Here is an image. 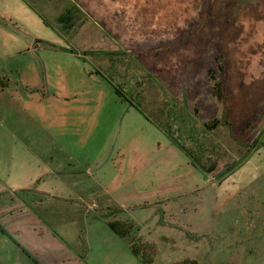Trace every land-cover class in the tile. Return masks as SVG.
I'll use <instances>...</instances> for the list:
<instances>
[{
    "label": "rangeland",
    "instance_id": "374dc122",
    "mask_svg": "<svg viewBox=\"0 0 264 264\" xmlns=\"http://www.w3.org/2000/svg\"><path fill=\"white\" fill-rule=\"evenodd\" d=\"M0 229V264H264V0H0Z\"/></svg>",
    "mask_w": 264,
    "mask_h": 264
},
{
    "label": "crops",
    "instance_id": "0c3cea01",
    "mask_svg": "<svg viewBox=\"0 0 264 264\" xmlns=\"http://www.w3.org/2000/svg\"><path fill=\"white\" fill-rule=\"evenodd\" d=\"M117 40H119V39H117ZM120 41V40H119ZM118 45H120V46H122V48H127V49H130V48H150V47H154V46H159V45H161V44H125V43H123V41H120L119 42V44ZM47 142V147H49L48 148V153L47 154H50V153H52L54 150H52V149H50L51 148V146H55V148H56V151L62 156V155H67V154H64L62 151V146L60 145L61 143H58V142H56L55 140H51V139H49V140H47L46 141ZM41 143V142H40ZM37 144L35 143L34 144V146H36ZM41 145V144H40ZM40 145H37V146H39L40 147ZM38 147V148H39ZM40 149H41V147H40ZM57 179H58V185H59V187L62 189V190H65V189H69V185L68 184H66V182H65V180L67 179V176L66 175H64V173H58V174H56V176H55ZM78 182V181H77ZM76 181L74 182V185L75 186H72L71 188L73 189V188H77V186H78V183H77ZM49 195V197L51 198V199H54V198H57V200H61V198H59V197H56L54 194H48ZM90 197H91V195H85L83 192H80V193H77L76 195H75V197H73V199H71V202H73V201H77V202H73L74 204H78L79 202H81V200H83V199H85V200H89L90 199ZM33 203H36V204H38L37 203V201H34ZM40 204H42L41 202H40ZM51 218H53V217H51ZM10 239V238H9ZM21 249H26V248H24L21 244L20 245H18Z\"/></svg>",
    "mask_w": 264,
    "mask_h": 264
},
{
    "label": "trees",
    "instance_id": "16d2710c",
    "mask_svg": "<svg viewBox=\"0 0 264 264\" xmlns=\"http://www.w3.org/2000/svg\"><path fill=\"white\" fill-rule=\"evenodd\" d=\"M210 79H211V81H213V82H215V90L218 92V93H220L221 92V86H220V84H218L217 82H216V79L214 78V76L212 75V73L210 74ZM216 122H214L213 124H215ZM214 126V125H213ZM110 228L112 229V231H114V233L116 234V235H118V236H120L121 238H126L128 235V231L126 230V231H124L121 227H119V225L118 224H111L110 225ZM0 232L2 233V234H5V235H7L6 234V232L5 231H3L2 229H0ZM12 241H14L17 245H19L14 239H12V238H10ZM22 251L25 253V255L26 256H28L29 258H31L30 256H29V254L24 250V249H22ZM134 251V253H135V255H138V250H136V249H134L133 250ZM33 262L35 263V264H38L35 260H33ZM179 264H197L195 261H184V262H182V263H179Z\"/></svg>",
    "mask_w": 264,
    "mask_h": 264
}]
</instances>
